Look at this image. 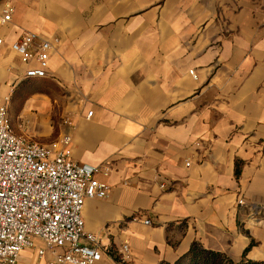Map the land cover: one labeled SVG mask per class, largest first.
Returning <instances> with one entry per match:
<instances>
[{
	"label": "crops",
	"instance_id": "crops-1",
	"mask_svg": "<svg viewBox=\"0 0 264 264\" xmlns=\"http://www.w3.org/2000/svg\"><path fill=\"white\" fill-rule=\"evenodd\" d=\"M6 7L2 97L29 81L14 43L27 33L60 41L42 93L27 91L10 119L18 137L52 151L71 137L73 161L101 169L110 196L82 214L101 240L97 264H116L124 244L133 264H176L194 245L264 263V0H0ZM48 262L36 249L20 259Z\"/></svg>",
	"mask_w": 264,
	"mask_h": 264
},
{
	"label": "built area",
	"instance_id": "built-area-1",
	"mask_svg": "<svg viewBox=\"0 0 264 264\" xmlns=\"http://www.w3.org/2000/svg\"><path fill=\"white\" fill-rule=\"evenodd\" d=\"M13 13L11 7L0 12V27L12 21ZM59 43L27 33L12 45L26 67L24 80L50 78L51 52ZM3 46L0 38V51ZM71 144L66 136L52 151L18 137L9 98L0 95V264H20L29 249L48 264H97L103 259L101 240L86 233L82 214L87 201L108 199L111 187L96 179L100 168L73 161ZM239 205L248 206L254 218L260 215L257 206L244 200ZM116 264H133L128 244L119 250Z\"/></svg>",
	"mask_w": 264,
	"mask_h": 264
},
{
	"label": "rangeland",
	"instance_id": "rangeland-1",
	"mask_svg": "<svg viewBox=\"0 0 264 264\" xmlns=\"http://www.w3.org/2000/svg\"><path fill=\"white\" fill-rule=\"evenodd\" d=\"M43 88V84L40 81H27V83H24V85L20 86L19 89H17V97H14L16 93L14 94V96L13 93H8L6 96L9 98V111L11 119L16 120L20 115L22 105L24 104V101H26V99L28 98V92H30V95L35 92L42 93ZM60 111L61 110L57 106L53 110V116H50L56 128L59 126L61 127V125L64 126V119L61 118ZM213 262L214 264H230L229 262H226L223 259H215L213 260Z\"/></svg>",
	"mask_w": 264,
	"mask_h": 264
},
{
	"label": "trees",
	"instance_id": "trees-1",
	"mask_svg": "<svg viewBox=\"0 0 264 264\" xmlns=\"http://www.w3.org/2000/svg\"><path fill=\"white\" fill-rule=\"evenodd\" d=\"M29 81H39V79L29 80ZM248 251L249 250L245 252V255H247ZM215 259H220V260L223 259L224 261L229 262L230 264H235L224 255L202 250L198 245H194L191 251L186 256L182 257L176 264H214L213 260ZM238 264H264V263L248 261Z\"/></svg>",
	"mask_w": 264,
	"mask_h": 264
}]
</instances>
